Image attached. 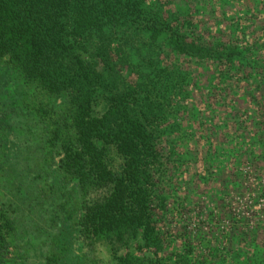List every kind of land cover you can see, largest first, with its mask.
Listing matches in <instances>:
<instances>
[{
    "label": "trees",
    "instance_id": "16d2710c",
    "mask_svg": "<svg viewBox=\"0 0 264 264\" xmlns=\"http://www.w3.org/2000/svg\"><path fill=\"white\" fill-rule=\"evenodd\" d=\"M188 6L0 0V85L14 80L18 101L0 104V264H98L102 246L110 264H264L255 232L214 249L168 226L179 116L209 96L216 146H264V59Z\"/></svg>",
    "mask_w": 264,
    "mask_h": 264
},
{
    "label": "rangeland",
    "instance_id": "374dc122",
    "mask_svg": "<svg viewBox=\"0 0 264 264\" xmlns=\"http://www.w3.org/2000/svg\"><path fill=\"white\" fill-rule=\"evenodd\" d=\"M186 1L189 3L187 11L190 13L197 6L206 7L201 11L205 10L206 14L201 22L210 35L218 34L221 36L218 40L222 38L223 41H232L242 45L243 49L252 43L257 55L264 59V7L255 8L263 0ZM240 8L248 12L238 15ZM251 54L252 52L249 55ZM181 67L192 70L184 61ZM206 71L203 73L205 76ZM260 73L264 77V71ZM13 83L14 80L8 85H0L3 91L0 92V104L14 106L18 102ZM206 98L210 99L209 96ZM206 98L202 99L201 105H193L189 116L185 114L177 120L179 138L176 137V140H179L174 147L177 160L169 167L168 193L170 200L181 203H175V215L169 213L168 226L177 232L184 229L191 238L198 231L210 237L212 235L220 240L218 246L212 247L214 249L226 248L232 230L236 227L243 234L257 233L258 242L263 243L264 146L257 145V150L253 153L255 157H244L241 145L234 151V156L230 154L232 152L226 155L224 146H216L215 140L217 123L222 118L221 109H218V104L213 99ZM189 107L191 109L192 104ZM190 115L193 120L189 125ZM262 143L264 144L263 141ZM186 152L195 155L189 158L186 157ZM205 162L213 165L207 172L205 168L208 164L205 166ZM204 176L207 177L206 180L203 179ZM168 206L172 207V204L168 203ZM96 260L98 264H110L107 250L103 246L97 248Z\"/></svg>",
    "mask_w": 264,
    "mask_h": 264
}]
</instances>
